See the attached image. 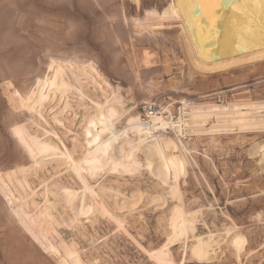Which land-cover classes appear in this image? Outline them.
Segmentation results:
<instances>
[{
  "label": "rangeland",
  "instance_id": "374dc122",
  "mask_svg": "<svg viewBox=\"0 0 264 264\" xmlns=\"http://www.w3.org/2000/svg\"><path fill=\"white\" fill-rule=\"evenodd\" d=\"M185 21L0 0V264H264V48L204 60ZM151 101L189 127L140 136Z\"/></svg>",
  "mask_w": 264,
  "mask_h": 264
},
{
  "label": "bare ground",
  "instance_id": "6f19581e",
  "mask_svg": "<svg viewBox=\"0 0 264 264\" xmlns=\"http://www.w3.org/2000/svg\"><path fill=\"white\" fill-rule=\"evenodd\" d=\"M183 14L189 36L194 40L198 54L204 60H214L228 57L227 55L236 52L264 48V3L262 0H221V8L217 11L215 19H210L198 9L186 10ZM262 107L264 111V104ZM184 108L185 106L180 108L183 113L178 122L167 121L163 116H157L153 122L144 123L137 115L132 120L130 128H133L140 136H148L156 142L161 136L159 132L163 129H169L173 134L178 135L177 131L181 132L189 127L187 122L189 120H183ZM261 119L259 124H264V114Z\"/></svg>",
  "mask_w": 264,
  "mask_h": 264
},
{
  "label": "snow or ice",
  "instance_id": "6c2138e0",
  "mask_svg": "<svg viewBox=\"0 0 264 264\" xmlns=\"http://www.w3.org/2000/svg\"><path fill=\"white\" fill-rule=\"evenodd\" d=\"M178 4L182 13L198 9L210 19H215L217 11L221 8V0H178Z\"/></svg>",
  "mask_w": 264,
  "mask_h": 264
},
{
  "label": "built area",
  "instance_id": "2783aa9c",
  "mask_svg": "<svg viewBox=\"0 0 264 264\" xmlns=\"http://www.w3.org/2000/svg\"><path fill=\"white\" fill-rule=\"evenodd\" d=\"M181 105L184 106V103H182ZM141 108H142V112H143V121L144 122H153V119L155 117L159 116L162 113V111L164 110V107L158 101H151L148 103H144L141 106ZM180 108H179V110H180ZM181 112L183 113L182 110H181ZM175 120H179V118L175 119Z\"/></svg>",
  "mask_w": 264,
  "mask_h": 264
}]
</instances>
